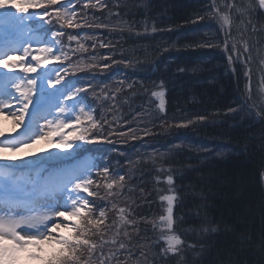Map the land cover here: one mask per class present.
Segmentation results:
<instances>
[{"label":"trees","instance_id":"16d2710c","mask_svg":"<svg viewBox=\"0 0 264 264\" xmlns=\"http://www.w3.org/2000/svg\"><path fill=\"white\" fill-rule=\"evenodd\" d=\"M101 3L107 7L83 11L89 21L109 27L69 31L80 32L88 49L79 54L82 64L100 65L72 73L71 81L91 84L83 95L94 106L95 117L107 122L106 130L111 125L126 133L109 137L112 144L76 143L82 145L79 150L97 153L98 166L107 165L113 178H125L115 201L135 224L125 225L130 240L124 228L115 237L126 243L124 249L106 246L116 257L105 264H192L194 259L199 264H264V104L245 91L246 71L250 76L255 63L244 51H224L225 32L214 17L218 1ZM247 3L252 12L254 5ZM243 11L249 16L246 7ZM261 26L255 31L264 34V20ZM254 37L255 43L256 32ZM200 42L216 47H196ZM93 54L95 61L89 59ZM228 55L233 56L231 62ZM105 63L110 67L104 68ZM160 92L163 96L153 95ZM244 104L239 114L229 111ZM169 174L178 197L175 231L186 243L196 244L199 255L191 249L183 256L166 254L159 230L148 223L163 212L160 194L169 188ZM104 202L111 209L112 198ZM117 215L109 210L108 222ZM209 225L219 230L202 234L200 228Z\"/></svg>","mask_w":264,"mask_h":264},{"label":"snow or ice","instance_id":"6c2138e0","mask_svg":"<svg viewBox=\"0 0 264 264\" xmlns=\"http://www.w3.org/2000/svg\"><path fill=\"white\" fill-rule=\"evenodd\" d=\"M258 3L264 8V0H258ZM77 4L82 8L78 9ZM89 7L103 8L107 4H102L101 0H0V117L12 120L13 132L24 126V131L16 136L0 130V161H25L21 166L14 163L0 165V264H31L33 261L40 264H93L94 261L105 264L116 257L114 250L105 251L107 245L118 244L119 249L126 247L124 241L115 238L121 234V228H124L123 235L131 239L125 225H134L135 220H129L125 208L118 207L115 201L117 191L123 192V175L113 178L107 165L86 163L79 152H50L37 160L4 155L31 148L41 140H47L59 149H72L82 147L75 141L112 144L114 141L109 137L126 135L111 125L106 130L104 123L107 122L101 123L93 115L94 106L87 102L86 95H81L88 93L91 84L84 86L79 80L65 81L70 73L100 66L82 64L83 57L79 54L88 49L81 43L80 32L68 31L109 27L103 22L89 21L83 11ZM225 7L229 10L237 8L235 0ZM34 9L43 11H30ZM216 11L219 27L230 35L231 17L219 9ZM237 14L242 19L243 9L237 8ZM53 21L55 27L49 28ZM205 46L216 47L206 42L196 45ZM224 51L239 50L235 43L229 45L225 40ZM243 51L248 52L246 43ZM73 56L77 57L75 61ZM89 59L95 61L96 55ZM227 59L231 62L233 56L228 55ZM52 62L59 63L56 67H48ZM103 67L110 65L105 63ZM160 86L163 87V82ZM103 95L108 98L106 93ZM153 95L163 96V92ZM160 106L163 108V101ZM246 106L229 111L239 114ZM50 162L51 166L45 167ZM19 167L34 170L35 175L18 176ZM93 171L98 180L93 179ZM167 184L169 188L160 194L163 212L148 223L154 231L159 230L166 254L183 256L191 249L199 255L197 245L186 243L175 231L174 208L178 197L175 188L171 187L174 185L171 174L167 175ZM106 197L112 198L111 209L104 202ZM109 210L118 213L111 223L108 222ZM113 229L112 237L108 238ZM218 230L219 226L212 225L200 228L202 234L208 235ZM192 264L199 262L194 259Z\"/></svg>","mask_w":264,"mask_h":264},{"label":"rangeland","instance_id":"374dc122","mask_svg":"<svg viewBox=\"0 0 264 264\" xmlns=\"http://www.w3.org/2000/svg\"><path fill=\"white\" fill-rule=\"evenodd\" d=\"M218 3L215 4V8L219 9L220 12L228 14L232 19V25L230 28V35L221 27H219V19L218 14L215 9L214 17L215 21L221 30L225 32V40H227L228 44L231 45L235 43L237 45V49L239 50L238 53L240 54L243 51L245 43L248 47V52H246V57L250 61H253L255 64H253L251 72H250V78H249V72L246 71L247 76L245 77L246 86L245 91H247L248 95L255 96L256 98L259 97V100L262 101L264 104V94L261 90V83L264 86V34L260 33L258 30L255 31V27L260 25L261 26V20H264L263 15L258 10V6H256V2L254 0H249L253 5L254 9L251 12V8L247 3V0H237V8L244 9L245 7L248 10L249 16H243L242 19L238 18L237 14V8H233L231 10L227 9L225 7V3L222 2V0H217ZM233 2V0H230V4ZM236 3V2H235ZM250 21V23H249ZM262 27V26H261ZM255 32L257 34L258 40L254 43V40L256 37H254ZM255 46H259L258 52L254 49ZM245 74V73H244ZM246 75V74H245ZM163 109V108H162ZM259 112V111H258ZM260 114V112H259ZM21 127V126H20ZM9 128H14V124L11 119L4 120L2 117H0V130L4 131L6 134H9ZM19 128L15 133L20 130ZM58 150H61L59 148L54 147L52 143H50L47 140H41L38 143L34 144L31 148H24L19 152L11 153L6 152L4 155H15L17 157H25L29 160H37L40 157L47 156L50 152H59ZM35 154V155H32ZM3 162V161H1ZM8 163H18V164H24V160H16V161H4ZM27 174L25 175V178H27ZM31 264H40L39 261H33Z\"/></svg>","mask_w":264,"mask_h":264},{"label":"bare ground","instance_id":"6f19581e","mask_svg":"<svg viewBox=\"0 0 264 264\" xmlns=\"http://www.w3.org/2000/svg\"><path fill=\"white\" fill-rule=\"evenodd\" d=\"M256 1H257V4L259 5L258 0H256ZM259 8H260V10H262V12L264 14V8H261L260 6H259Z\"/></svg>","mask_w":264,"mask_h":264}]
</instances>
